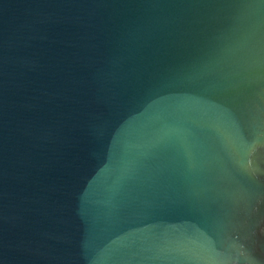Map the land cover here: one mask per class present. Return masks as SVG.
I'll return each instance as SVG.
<instances>
[{"label": "water", "instance_id": "obj_1", "mask_svg": "<svg viewBox=\"0 0 264 264\" xmlns=\"http://www.w3.org/2000/svg\"><path fill=\"white\" fill-rule=\"evenodd\" d=\"M0 264H264V0H0Z\"/></svg>", "mask_w": 264, "mask_h": 264}]
</instances>
